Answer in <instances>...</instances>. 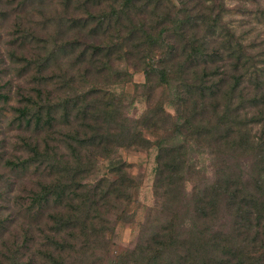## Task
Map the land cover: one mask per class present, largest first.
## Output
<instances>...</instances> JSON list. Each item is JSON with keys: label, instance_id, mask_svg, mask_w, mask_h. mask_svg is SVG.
I'll return each mask as SVG.
<instances>
[{"label": "trees", "instance_id": "1", "mask_svg": "<svg viewBox=\"0 0 264 264\" xmlns=\"http://www.w3.org/2000/svg\"><path fill=\"white\" fill-rule=\"evenodd\" d=\"M163 1L60 0L50 19L26 11L28 0L17 4L15 26L22 32L9 58L32 80L29 88L20 87L13 122L32 135L24 139L22 155L1 163L17 178L32 172L40 180L26 197L11 198L9 214H2V199L8 201L10 193H0V238L22 211L23 231L47 215L52 233L44 250L29 256L36 238L23 234L13 251H0V264H77L85 248L93 256L104 252L101 264H264V108L248 117L244 97H236L240 79L216 81V67L209 73L208 66H199L227 55L235 60L233 70L242 65L260 89L261 70L234 32L221 25L213 4L206 11L190 10V0H178L183 11L161 10ZM27 14L44 26L54 22L57 36L44 38L36 24L23 30ZM201 26L207 30L199 38ZM124 63L143 71V87L151 85L148 108L139 118L130 117L125 93L116 91L133 81ZM158 88L161 97L151 105ZM4 92L0 89V101L7 103ZM221 105L226 112L219 114ZM251 105H264V91ZM254 125L260 134L252 135ZM121 149L157 151L155 194L168 215L158 224L150 215L152 229L142 230L150 237L112 257L107 237L117 223L134 222L135 213L128 211L140 187L131 165L118 158ZM208 149L215 150V176L188 191L187 183L199 173L194 152ZM103 161L109 163L105 176L98 174ZM6 177L0 175V182ZM19 199L30 204L17 208Z\"/></svg>", "mask_w": 264, "mask_h": 264}, {"label": "rangeland", "instance_id": "2", "mask_svg": "<svg viewBox=\"0 0 264 264\" xmlns=\"http://www.w3.org/2000/svg\"><path fill=\"white\" fill-rule=\"evenodd\" d=\"M19 2L20 0H0V69L5 70V72L0 71V89L5 91L4 93L9 94L10 96V99L7 103H2L0 101V109H3L2 113L0 114V154L3 156L0 158V175L4 174L10 178L9 184L6 181L7 177L1 180L0 193H2V195L6 192L8 194L10 193L6 198L11 196L8 201L5 198L2 199L5 202L3 205L6 207L5 210H2V214L4 215L9 214V208H14L13 204L15 203V198L12 200V197L18 195H23V197H26L27 193H30L31 190L36 186L35 182L40 180L39 176H34L32 172L26 175L23 174L25 176L22 175L17 178V174L14 175V173H11L10 169L4 168L3 164L1 163V161H3L2 158L9 159L12 158V156L22 155L23 141L32 135L31 132H28L24 129V126L22 127V125L18 122H13L14 114H16L15 108L18 105V101L21 99V96L18 94L20 87L23 89L26 87L29 88L30 81L32 80L31 73L22 74V71H20L22 64H16L9 58L10 56H13L14 49L18 48V43L16 41L17 39H20V32H22L20 28L15 26L16 14L13 13ZM43 3L46 4V7L42 6V3L38 2L37 0H28V2L25 4V10L29 13H33L34 15L38 12H41L42 14L45 13L46 17L50 19L55 12L54 5H59L61 2L60 0H44ZM188 3V8L190 10L197 8L198 10L206 11L207 6L213 4V6L216 7L215 13L221 12V25L223 27L230 28L231 31L234 32L235 38L238 39L239 43L245 49L250 58L254 59L253 61L256 63L257 67L260 68L262 73L261 77L264 79V0H190ZM161 6V10L166 9V7H171V9L175 8L176 11H183L186 8L181 5V2L179 3L178 0H164ZM5 13L8 15L10 14L9 17L6 18V16H4ZM200 13L202 12H199L198 14ZM79 17L81 16L79 15ZM26 19V22H24L25 26H21L23 30V27H27L29 31H32L34 28L31 27H35L36 24L38 27L37 29L41 31V35L44 38L49 40L57 36V34H55L56 30L54 22L48 23V26H44L40 23V18H34L28 16V14ZM143 19L147 24H151V18L149 15H146V17H143ZM41 21L43 22V20ZM205 30L207 29L204 26H201L197 29L195 35L201 38L205 34ZM215 37H217L216 40L220 41V37L218 38V33L215 34ZM51 47L52 46L49 48ZM19 55L20 54H17L16 56L19 57ZM234 61L235 60H231L226 55L224 56L223 60L217 61L216 63L200 65L199 68L208 66L204 71L213 73L214 67H216V71L218 69L215 79L216 81L228 80L229 77L230 83L235 78L240 79V83L237 87L236 97L238 98L239 95L244 97L242 102L244 105V112H247L248 117H251L253 113H256L260 109L264 108V105H262L259 107V109H255V106L251 105L252 101L255 98H258L262 91H264V85L262 88L263 90L257 88V86L254 85L255 80L253 81L251 79V75L246 73V70L242 68V65H240V68L238 67L237 69L233 70L232 63ZM123 65L124 66L121 68H127L129 71L134 72L133 81L125 87L117 88L116 91L120 94L122 92L125 93L127 113L129 112L130 117L139 118L148 108V102L146 99L149 94H152L150 91L151 85H147V88L143 87V85L146 83V76L143 71L136 72L130 65L125 63ZM196 69L199 71L198 66ZM54 70L57 71V69ZM49 73H46L45 76H49ZM50 87H52V85ZM157 90L158 91H156L154 95L153 104L151 105H154L161 97L160 91H162V89L158 88ZM237 98L235 99L239 100ZM168 110L171 113L173 112L171 108ZM220 110L221 112L219 114L225 113V105H221ZM252 129V135L255 133L260 134L261 128H259V125H254ZM145 135L146 137L154 140V136H152V134L149 132H145ZM194 148L198 149V147ZM214 151L208 149V151L194 152L193 160L199 173H196V176L192 177V180L187 183L188 191L194 192L196 187L201 186L204 181H211L215 176L214 165L212 162ZM156 155L157 151L154 149H121L118 153V158L131 165L129 170L132 176L140 182V187L137 190L136 195L138 202L134 203V205L130 207L128 211L129 213H135L134 222L130 224L120 222L117 223L114 227V233L107 237V241L111 239L108 246L110 250H112V257L137 248L138 245L144 241L142 240L143 237L144 239L150 237L148 235H144L145 232H142V230H144V226L145 229L150 230L152 229V225L158 224L159 221V223H161L164 221L162 218L168 215L163 209L165 207H162L161 205V200L155 194ZM248 163L249 159L246 158L243 161V164L246 165ZM108 169L109 163L107 161H103L100 164L98 174L105 176L108 173ZM7 187L9 191L7 190ZM18 202L17 208L19 205H23L25 200L19 199ZM29 204L30 201H26L25 207H27ZM25 212L26 211H22L19 221L12 225L9 223L5 231V238H0V251L2 253H8V250L13 251L15 249V245L19 246L23 243L25 238L31 239L32 237L36 238V242L29 243L32 251L28 250L27 255L29 256V253L31 254L32 252L38 251L41 252L44 250L42 245H44L46 242V237L48 234L52 233L50 232L48 224H46L47 215L42 216L38 222L30 225L31 227L28 230L29 232H25L22 230L21 222L23 220L22 218L26 215ZM152 214L153 219H155L154 224H152V222L148 223L149 217ZM23 234H27L29 236H26L23 239ZM2 241L6 242L8 247H5L4 244H1ZM100 246H105V243L102 242ZM85 250L87 249H81L77 253V264H101L103 262L102 259H104V252L93 256L90 255L91 250L88 254H84L83 251Z\"/></svg>", "mask_w": 264, "mask_h": 264}]
</instances>
